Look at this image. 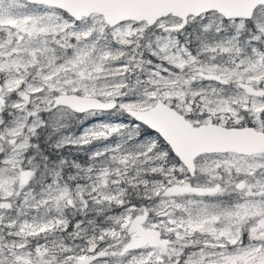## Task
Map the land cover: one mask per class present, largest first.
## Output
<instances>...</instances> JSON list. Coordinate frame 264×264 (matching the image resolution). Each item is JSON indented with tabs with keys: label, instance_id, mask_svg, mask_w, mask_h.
I'll use <instances>...</instances> for the list:
<instances>
[{
	"label": "snow or ice",
	"instance_id": "obj_1",
	"mask_svg": "<svg viewBox=\"0 0 264 264\" xmlns=\"http://www.w3.org/2000/svg\"><path fill=\"white\" fill-rule=\"evenodd\" d=\"M0 264H264V0H0Z\"/></svg>",
	"mask_w": 264,
	"mask_h": 264
}]
</instances>
